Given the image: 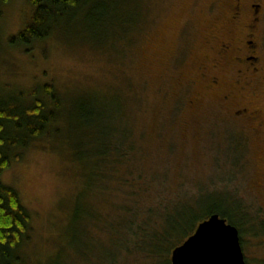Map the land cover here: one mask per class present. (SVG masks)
Listing matches in <instances>:
<instances>
[{
  "label": "rangeland",
  "instance_id": "obj_1",
  "mask_svg": "<svg viewBox=\"0 0 264 264\" xmlns=\"http://www.w3.org/2000/svg\"><path fill=\"white\" fill-rule=\"evenodd\" d=\"M115 2L122 25L88 31L82 18L71 17L56 34L28 47L13 46L9 40L30 20L29 0L2 5L0 98L26 94L44 84L55 86L66 100L54 125L60 131L58 139H80L70 116L82 102L98 118L106 116L103 121L94 119L95 132L98 126L114 125L115 120L127 121L119 114L128 107L132 139L138 147L134 159L141 167L164 172L162 186L154 182L163 195L206 192L210 206L218 203L242 221L241 247L248 264L263 262L264 124L257 121H264V0L251 37L258 47L261 70L250 79L238 76L244 84L240 88L232 64L211 67L217 62L221 41L242 40L244 24L252 18L250 11L244 12L237 31L228 21L231 0ZM216 74L220 85L212 88L208 76ZM226 92L227 100L223 98ZM242 104L258 108L261 118L256 121L245 115L235 122L234 109ZM49 145L43 137L18 151L20 158L0 178L3 185L17 191L30 215L31 229L22 244L28 264H44L59 251L64 253L63 264H71L70 260L109 264L115 248L107 229L91 224L90 238H100L103 245L91 241L86 245L81 222L78 241H70L76 235L74 211H79V219H84L85 212L103 215L111 210L114 197L110 195V204L101 206L92 197L88 202L84 176L92 166L72 161L67 145L61 149ZM81 153L79 158H88ZM228 196L240 201V208L228 202ZM159 197L154 194L152 199ZM141 261L126 252L118 258V264Z\"/></svg>",
  "mask_w": 264,
  "mask_h": 264
},
{
  "label": "trees",
  "instance_id": "obj_2",
  "mask_svg": "<svg viewBox=\"0 0 264 264\" xmlns=\"http://www.w3.org/2000/svg\"><path fill=\"white\" fill-rule=\"evenodd\" d=\"M8 1L0 0V13L2 5ZM29 3L32 8L30 20L10 38L9 43L13 46L28 47L40 42L56 34L71 17L82 18L88 31L124 23L116 15L115 0H29ZM65 104L59 89L52 84L40 85L26 94L0 98V178L12 161L20 158L21 152L18 151L43 137L48 138L49 147L60 145L57 149H61L67 145L72 161L90 164L92 168L89 167L84 176V196L88 202L90 197L94 198L100 206L109 202L107 198L110 195L115 202H109L111 210L108 213L85 212L84 219L78 218L76 209L72 219L76 235L72 236L71 244L78 241L77 229L84 222L81 231L86 236V245L91 241L102 246L100 238H90L89 229L94 223L98 229H107L112 234L110 240L114 246L112 249H115L109 264L119 263L120 252L138 255L143 260L140 264H171L172 250L193 233L198 223L215 213L237 227L240 244L243 245L242 221L235 220L230 213L218 207V203L210 206L206 192H201L199 187V191L191 196L181 192L168 197L163 195L164 192L154 182L158 180L161 187L164 172L146 169L144 165L141 167L134 159L138 147L132 139L134 131L128 121V107L119 114L127 121L115 120L114 125L102 129L98 126L99 131L95 132L92 126L98 116L82 102L70 116V123L77 127L76 134L80 139L67 136L58 139L56 135L60 131L54 125ZM105 117V114H100L98 119L103 121ZM84 130L87 133L81 135ZM98 133L99 138L96 137ZM82 151L88 156L85 160L79 158L83 157ZM154 194L161 197L152 199ZM228 200L226 202L232 204L236 202L238 208L242 205L231 196ZM216 202H221V199ZM30 221L29 212L22 205L17 191L3 185L0 179V264H28L22 244L28 239ZM98 252H102L101 247L97 248V255ZM63 254L62 251L57 252L44 264H63ZM69 262L73 264L72 260ZM259 264H264V261Z\"/></svg>",
  "mask_w": 264,
  "mask_h": 264
},
{
  "label": "flooded vegetation",
  "instance_id": "obj_3",
  "mask_svg": "<svg viewBox=\"0 0 264 264\" xmlns=\"http://www.w3.org/2000/svg\"><path fill=\"white\" fill-rule=\"evenodd\" d=\"M261 1L262 0H231L229 4L230 14L228 21L237 26V31L238 23L241 22L245 11H250L252 13V18L249 17L244 24L246 33L241 41L231 38L220 42L219 49L217 51V58L215 59L217 62L211 67L213 69H217L220 66L222 67L232 64L235 68L237 78L235 80V84H239V88L244 86V84L241 82V79L238 80V76L250 79L257 75L261 70V62L257 55L258 47L251 39V37H254V30L258 21V12L261 8ZM205 75L207 74L205 73ZM220 80L221 78L219 74L208 76V83L212 88L218 87L220 85ZM244 83H249V80ZM228 96L227 92L223 94V98L226 100L228 99ZM235 99H238V96H236ZM252 107L253 106H249L248 104H242L239 109H234L233 120L238 122V118L241 119L242 116L249 115L250 118L257 121L258 118H261V112L258 108ZM257 122H259L260 125L264 124V121L261 120Z\"/></svg>",
  "mask_w": 264,
  "mask_h": 264
},
{
  "label": "water",
  "instance_id": "obj_4",
  "mask_svg": "<svg viewBox=\"0 0 264 264\" xmlns=\"http://www.w3.org/2000/svg\"><path fill=\"white\" fill-rule=\"evenodd\" d=\"M171 264H246L239 231L218 214L197 224L170 255Z\"/></svg>",
  "mask_w": 264,
  "mask_h": 264
}]
</instances>
